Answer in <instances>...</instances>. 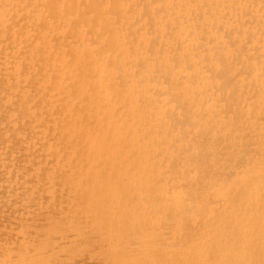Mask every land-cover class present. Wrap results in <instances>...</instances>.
<instances>
[{
	"label": "bare ground",
	"instance_id": "bare-ground-1",
	"mask_svg": "<svg viewBox=\"0 0 264 264\" xmlns=\"http://www.w3.org/2000/svg\"><path fill=\"white\" fill-rule=\"evenodd\" d=\"M12 147L32 151L24 158ZM38 147L54 151L52 159L66 161L71 155L77 162L75 171L59 172V182L74 183L79 179L84 183L83 178H88L114 182L116 186L117 180L122 181L118 188L109 187L115 195L130 198H122L127 204L137 199L134 207L123 202V211L119 208L122 201L117 206L119 214L125 215L120 219L125 229L136 218L137 223L140 220L139 224H144L145 232L141 227L140 234L139 228L132 229L136 231H132L135 246L142 237L137 239V235L151 232L145 225L156 226L152 227L154 231L170 229V234L163 233L167 237L182 231L178 238L171 237L176 240H161L166 236H160L163 244H157L155 232L147 235L156 237L150 240L152 244L147 237L141 238L150 249L140 250L147 254L148 249L154 251L145 254L147 259L153 253V257L159 256L153 258L157 264H161V257L173 259L175 254L185 260V254L194 249L193 255L189 252L190 259L186 258L187 264H264V0H0V181L17 182L30 176L29 171L38 170L31 176H38L40 181L48 179L52 185L49 179L55 180L53 173H39L49 156H44L45 148L42 151ZM10 148L12 154L7 155ZM37 150L42 151L41 160L44 156L45 161L40 160L41 156L36 160L40 153ZM31 156L33 162L31 158L32 163L26 161L31 168L23 170L21 163ZM39 160L43 163L36 170ZM17 165L23 169L19 167L21 172L15 173ZM125 182L129 185L126 188L122 185ZM24 185L21 187L26 190ZM16 192L17 189L13 194L19 195ZM138 201L141 203L136 206ZM220 206L229 216L226 218L228 214L224 212L221 216L226 219L219 217L218 221L215 213L218 215ZM117 208L114 204L107 209L112 214ZM58 209L43 213L40 208L41 214L37 209L38 220L33 226L20 221L24 226L15 229L10 223L13 237L6 238L4 234L3 241L6 227L2 224L5 232L1 233L0 246L4 248L6 239L12 238L14 243H6V248L12 250L4 248L0 264H14L15 257L22 258V254L32 259L33 254L35 258L47 251L48 246L55 247L44 235L49 232L60 240L59 233L49 231L50 223L45 222L57 220L54 214L58 216ZM0 219L2 223V215ZM42 226H47L46 231ZM63 229L71 232V228ZM213 231L220 232L215 235ZM107 232L96 231L99 237ZM112 232L109 230L108 235L115 236ZM206 232L222 235V241L212 236L208 241V235L207 239L202 236ZM78 233L75 237L81 235ZM114 236L111 237L116 240ZM66 237L63 238L67 240L70 235ZM128 237L126 240L131 242ZM214 238L220 245L212 242ZM126 240L118 244L125 245ZM18 241L25 243L20 249L15 248L21 246ZM143 243L137 248L144 247ZM210 243L218 244L222 253ZM135 246L131 245L134 251ZM127 247L124 251L122 246L117 247L122 251L116 249L114 262L111 257L98 262L121 264L130 250ZM13 249L14 254L18 250L17 254ZM138 251L135 253H141ZM140 253L135 256L141 261L145 256ZM41 257L37 259L44 260ZM62 258L60 264H64ZM177 258L173 263L180 264ZM30 261L33 259L25 263Z\"/></svg>",
	"mask_w": 264,
	"mask_h": 264
},
{
	"label": "rangeland",
	"instance_id": "rangeland-1",
	"mask_svg": "<svg viewBox=\"0 0 264 264\" xmlns=\"http://www.w3.org/2000/svg\"><path fill=\"white\" fill-rule=\"evenodd\" d=\"M36 144H37V141H36ZM40 144V143H39ZM38 146V145H37ZM46 149V151H44L45 153H44V156H49V158H50V162H49V158H48V163H50V165H48V163H47V161H45L44 160V156H43V160L47 163H43V162H41V161H43V160H41L42 159V154L43 153H41L43 150H45ZM44 148H41V147H38V149L39 150H42V151H39V150H37L38 151V153H39V156H38V153L36 154V156H35V154H34V156H31V157H28V159L26 158V160L24 159L23 160V162L24 163H21V165H23L24 164V169H23V167H21V166H19L20 168H22L23 170H26V167L27 168H29L28 166H29V164H27V166H26V161L28 160V162H31L32 161V157H34V161H35V158H36V160H38V158H40V156H41V158H40V160H39V162H38V164L40 165V162L41 163H43V165H44V167H42V168H40L41 167V165L39 166V167H37L36 166V168H35V165L34 166H32L33 167V169L35 168L36 170L37 169H39L40 168V170L42 169V171H39V173H40V175H41V173L44 171V173L43 174H45V172H51L50 174H54V179L55 180H53V179H49V181H51L52 183V185H49L48 183H50V182H48V179H46V180H39L38 179V176H36L35 174V176L37 177V179L35 180L34 178H36L35 176H31L33 173H36L37 171H35V170H33V172L32 171H29V170H27V171H29V174H31L30 176L29 175H26V176H28V177H26V179L25 178H21L20 180H18L17 182H22V183H17L16 181H13V183H14V185H13V183H12V181H8L7 183H4V182H1L0 181V183H1V185H2V183H4L2 186L0 185V217H1V215H2V219H4V221L1 223V221H0V226L2 225V224H4L5 223V225H2V227L3 228H5V230H6V233H3V232H5V231H2L3 230V228L2 227H0V228H2V229H0L1 230V232H0V237H1V233H3V238H2V240L1 241H3V239L5 238L4 237V234H6L7 236H6V238H9V237H13V231L11 230V229H9V228H12L13 227V225H14V227H15V229H16V227H20V226H24V225H27V226H33L34 224H35V222L38 220L37 218H36V216H35V214H38V212L41 214L42 212L39 210L40 208H41V210H42V208L44 209L43 210V213L45 212L46 213V210L48 211V212H51L50 210L51 209H53V210H55V209H57V208H60V209H58V216H56V214H54V216H55V218L57 217V220L59 219V222L57 223V220H49V221H47V222H45L47 225H49V223H50V226H48V227H50V228H48V230L49 231H51L50 229H52V230H54L55 232H58L59 234V236L58 235H56V236H58V238L60 239V240H56V239H54V237H53V235H51V233L49 234V232L47 233V234H45L44 236H47L48 237V239H49V243L52 245V243L53 244H55V247L52 245V247H54V249H52V247L51 246H48V249H47V251L45 250L43 253H38V254H36V256H37V258H40L42 255H43V258H44V260H41L40 261V259H37L36 258V256H35V258H34V255L35 254H33V261L31 262H29L30 264H32L33 262H35V263H33V264H40V262H41V264H54V263H57L58 264V262H59V264H60V261H62L61 260V258L62 257H64V258H66V259H63V262H64V264L66 263V264H88L89 263V261H90V263L89 264H100L99 262H102L103 263V260H105V257L106 258H108L109 257V259H110V257H111V259L110 260H113V258H115L116 259V257H114V256H116V254H114V252L116 251L117 252V250H120V249H118L119 247H121L122 246V250L124 251L125 249V247H127V246H129V249L131 250H129L128 249V247H127V249L130 251V253L132 252V250L134 249V247H131V245L132 246H135V240H134V238H132V236L134 237L135 235H133L134 233V231L136 230V228L138 229L139 227H141V230L144 228L143 226H144V224H143V226H142V224L140 225L139 223H140V220H138L139 221V223H137L136 221H137V218L136 219H134V220H136V221H134V220H132V221H134L133 223H131V224H127L126 226H127V228L125 229V227H124V225L122 224V222H120L121 220L120 219H122L123 218V216H125V215H123L124 213L123 212H121V214H122V216H121V214H119L120 213V211L122 210L121 208L124 206V205H126L127 203L126 202H124L125 201V199L126 198H124V197H120L118 194L117 195H115V193L112 191V188L113 187H116V188H118V187H120L121 186V182L119 181V180H117L116 181V183H117V185H119L118 187H117V185L116 186H114L115 184H114V182H104V180L102 181V182H100L101 180H91L90 179V181H89V179L87 178V179H85V178H83V180H84V183H83V181L82 180H73V182L74 183H72V181H70L69 182V180H67V181H64V182H59L60 180L58 179V177L59 176H61V175H59V172L61 171L62 172V174H63V172L65 171V172H68L69 170H71L72 169V171H75V169H76V165H75V163H77L76 161L74 162V160L72 159V156L70 155V153L68 152V154L71 156V159L73 160H71V161H69L70 160V156H67V155H64V156H67V159H66V161H64V159H62V160H60V158L58 157V159H52V157L54 156H52V153L54 154V151L51 153V155H50V153L48 152V150H47V147H44ZM12 149H16V148H13L12 147ZM12 149L10 148V152H8L7 151V155H9V153H11V151H12ZM14 150H13V156H14ZM26 150V151H25ZM25 150H23V151H20V150H15V152L17 151H20V153L19 154H21V155H23L22 157H24L25 158V156H26V154H30L31 153V151H32V149L30 148V149H25ZM28 152V153H27ZM26 153V154H25ZM12 154V153H11ZM45 154H47V155H45ZM1 155V154H0ZM25 155V156H24ZM12 156V155H11ZM30 158H31V161H29L30 160ZM64 158H66V157H64ZM68 158H69V160H68ZM20 159H21V157H20ZM262 159H264V158H262ZM52 160H54L55 161V163H56V165H54L55 166V168H54V166H53V161ZM60 160V161H59ZM56 161H58V162H62V163H60V165H58L57 164V162ZM63 161L64 162H66V164L65 163H63ZM33 162V161H32ZM31 162V163H32ZM36 162V161H35ZM34 162V163H35ZM67 162H71V163H67ZM30 163V164H31ZM54 163V164H55ZM8 164V163H7ZM48 165V166H46V165ZM64 164L66 165V166H64ZM68 164V165H67ZM70 164V165H69ZM72 164L75 166V168H74V166H72ZM20 165V164H19ZM31 165H33V164H31ZM64 166V167H61L60 168V166ZM59 166V167H58ZM68 166V167H67ZM70 166V167H69ZM17 167H18V165H17ZM17 168V171L16 170H13V171H15V173L16 172H18V170L20 171V168ZM49 167V168H48ZM67 167V168H66ZM31 168V167H30ZM29 168V169H30ZM46 168V169H45ZM52 168V169H51ZM59 170H58V169ZM62 168H64V169H62ZM66 168V169H65ZM0 169H1V167H0ZM44 169V170H43ZM56 169V170H55ZM3 170V169H2ZM8 170H10V168L8 169ZM8 170H7V172H8ZM23 170H22V172H23ZM32 170V169H31ZM46 170V171H45ZM48 170V171H47ZM50 170H52V171H50ZM55 170V171H54ZM68 170V171H67ZM12 171V172H13ZM27 171H24L25 173H27L28 174V172ZM21 172V171H20ZM19 172V173H20ZM58 172V173H57ZM60 172V173H61ZM25 173L23 174V177H25ZM38 173V174H39ZM21 174V173H20ZM19 174V175H20ZM37 174V173H36ZM46 174H48V173H46ZM56 174H57V176H56ZM59 175V176H58ZM8 177V176H7ZM30 177V178H29ZM32 177H33V179H32ZM42 177L44 178L45 176L44 175H42ZM5 178V177H4ZM40 178H41V176H40ZM42 178V179H43ZM46 178V177H45ZM23 179V181H21ZM27 179H29V180H27ZM56 179H57V181H58V183L57 182H55L56 181ZM24 180L26 181V183H27V185L25 186L24 184H26L25 182H24ZM32 182H31V181ZM85 180L87 181V182H85ZM33 181L35 182V183H33ZM47 183H46V182ZM75 181H77V182H75ZM12 184H11V183ZM38 182H40V184L38 183ZM46 183V184H44V183ZM78 182H80V183H78ZM28 183H29V185H28ZM31 183H33V184H31ZM36 183H38V184H36ZM56 183V184H55ZM63 183V184H62ZM109 183H111L110 185H109ZM113 183V184H112ZM6 184V185H5ZM20 184V185H19ZM37 186H36V185ZM62 184V185H61ZM15 185H17V186H15ZM23 185H24V188L27 190H24V189H22V187H23ZM40 187H39V186ZM58 185H60V186H58ZM108 185V186H107ZM112 185H113V187H112ZM122 185H124L123 187H125L126 188V186H129L128 185V183H122ZM4 186H6V187H4ZM12 186H14L15 187V189L12 187ZM20 188H19V187ZM22 186V187H21ZM28 186V187H27ZM32 188H30V187ZM109 186H111V187H109ZM9 187V190L7 189ZM10 187H12L15 191H16V189H17V191L18 192H16L15 194H19V195H17V196H15L14 194H13V192H14V190L11 188V192H10ZM109 187V188H108ZM28 188H30V190H28ZM36 188V189H35ZM105 188H107V190L105 189ZM128 188V187H127ZM13 190V191H12ZM108 190L110 191V193L108 192ZM22 191H23V193H22ZM25 191V192H24ZM41 191V192H40ZM45 191V192H44ZM2 192V193H1ZM27 192V193H26ZM113 194H112V193ZM21 193V194H20ZM6 194V195H5ZM122 198H123V200H122ZM128 200L130 199V198H127ZM126 199V200H127ZM136 198H134V200H133V203H132V201H130L127 205H131V204H134L133 205V207L135 206V203L137 202L136 200H135ZM131 200H132V198H131ZM63 201V202H62ZM119 201V202H118ZM122 201V202H121ZM134 201H136V202H134ZM225 201V200H224ZM224 201H221V203L223 202L224 204H225V202ZM65 202H67V203H65ZM111 202V203H110ZM118 202V204L116 205V203ZM121 202V203H120ZM125 203L124 205H122V203ZM61 204V206H60V204ZM64 203V204H63ZM108 203V204H107ZM119 203L121 204V207L119 206ZM140 203L141 202H139L138 201V204L136 205V206H139L140 205ZM220 203V204H221ZM106 204H107V207H106ZM112 204V205H111ZM115 204V207L117 208V206H119V208L121 209L119 212H118V208H117V211H116V213L115 212H112V214H110L111 212H109V209L110 208H112L113 207V205ZM71 206V207H75L76 206V208H71V207H69V206ZM223 205V204H222ZM226 205V204H225ZM225 205H223V207L225 206ZM22 206H25V208L23 207V209H22ZM69 208H68V207ZM64 207H65V209H64ZM104 209H103V208ZM109 207V209H107ZM125 207V206H124ZM219 207V206H218ZM222 206H220V208H218V215H219V213H220V215L218 216L216 213H215V215L219 218H221L222 217V219L221 220H223L226 216L228 217L229 216V212L228 211H223L222 210V208H223ZM10 208V209H9ZM47 208V209H46ZM38 209V210H37ZM46 209V210H45ZM67 209H68V211H67ZM124 209V208H123ZM219 209L221 210V211H219ZM224 209V208H223ZM38 212H37V211ZM60 210H62V211H60ZM102 210V211H101ZM15 212V211H20V212H15V214L14 215H11L10 214V212L12 213V212ZM34 211H36V212H34ZM65 211L67 212V213H65ZM108 211V213H106V212ZM123 211V210H122ZM13 212V213H14ZM31 212V213H30ZM32 212H34V213H32ZM64 212V213H63ZM104 214H103V213ZM224 212H226L228 215H226L225 214V217H224V215L223 216H221L222 214H224ZM9 214L8 215V218H7V214ZM12 213V214H13ZM19 213V214H18ZM51 213H53V211L51 212ZM102 213V217H101V214ZM114 213V214H113ZM4 214H6V216L4 215ZM71 214V215H70ZM117 214H118V216L119 217H117ZM62 215V216H61ZM106 215L108 216V217H106ZM111 215H114L113 217H114V219H113V217L111 216ZM201 216H203L202 214H200ZM214 215V216H215ZM5 216V217H4ZM54 216H51V217H53L54 218ZM69 216V217H68ZM71 216V217H70ZM75 217V219H74V217ZM104 216V217H103ZM212 216H213V214H212ZM213 216V217H214ZM215 216V217H216ZM61 217V218H60ZM66 217H68L67 219H68V222L66 221L67 219H66ZM126 217H127V215H126ZM226 217V218H227ZM7 218V219H6ZM76 218L79 220H76ZM106 220H105V219ZM115 218H117V219H115ZM220 218L218 219V221L220 220ZM225 218V219H226ZM17 219L19 220V221H17ZM26 219L27 220H29V221H27V223L29 224H25L26 222ZM37 219V220H36ZM71 219V220H70ZM73 219V220H72ZM111 219H112V221L113 222H111ZM125 219H127V218H125ZM125 219H123V220H125ZM139 219H143V218H139ZM16 220V223H18V224H16L15 225V221ZM64 220H65V222H64ZM122 220V221H123ZM20 221L24 224H22L21 225V223H20ZM72 221V223L70 224V222ZM74 221V222H73ZM106 221L107 222H109V224H107L106 223ZM114 221H116V222H114ZM33 224H32V223ZM61 222V223H60ZM64 222V223H63ZM75 222L77 223V224H75ZM118 222L120 223V224H118ZM142 222H144V220H142ZM13 223V225H11V224ZM43 224H44V222H42ZM55 223H57V224H55ZM67 223H69V227L68 226H66V225H68ZM82 223H84V224H82ZM145 223V222H144ZM8 224V225H7ZM66 224V225H65ZM74 224H75V226H74ZM80 224V225H79ZM82 224V225H81ZM99 224V225H98ZM114 226H112V225ZM121 224L123 225V226H121ZM133 224L135 225V226H133ZM45 225V224H44ZM58 225V227L60 226H62L61 228L63 229L64 227H67V228H71V232H69V230L68 231H66V232H69V233H66L65 232V229H63L64 230V232H65V235L63 234V230L59 227L58 229H57V227H55V226H57ZM63 225H65V226H63ZM100 225H101V227H100ZM108 225V226H107ZM111 225V226H110ZM120 225V226H119ZM130 225H131V227H130ZM140 225V226H139ZM9 226V227H8ZM12 226V227H11ZM82 226H84V227H82ZM87 226V227H86ZM98 226L100 227V229L98 228ZM113 227V228H110V227ZM120 227V230H117V229H119V227ZM133 226V227H132ZM147 228L148 227H150L149 229L151 230V232H155L154 234L153 233H147V235H151V234H153V235H155V234H157V235H155V236H153L152 235V237L151 236H147V235H144L143 236V234H145V233H141V235H137L136 233V235L138 236V238L137 237H135V238H137V239H139V236L143 239V240H146V239H148V243H150L151 242V244L152 243H154V242H152V241H150V240H152L153 238L155 239L156 238V240L155 241H158L159 240V242H157V244H163L161 241H160V239L162 238V237H164V236H166L165 238L166 239H164V238H162L161 240H167V238L169 239L168 241H171V239L172 240H176V239H173L175 236V238H178V236L182 233V231H179V234H176L175 232H174V234L173 235H170V236H168L167 237V235H168V233L170 232L169 230L170 229H166V231H168V232H165V230H163V229H158V228H156V231H154V229L152 228V227H156V226H148V225H145ZM45 227V228H44ZM42 226V229L43 230H45L46 231V227L47 226ZM75 228V227H77V229H78V227H79V229L77 230H75V229H73V228ZM106 227H108V229L110 230V232H111V230L113 231L112 233H116L115 234V236L112 234H110L111 236H114V239H116V240H113V237H111V236H109L108 234H109V230L108 229H106L105 230V228ZM123 227V228H122ZM129 227V228H128ZM8 228V229H7ZM41 228V227H40ZM82 228V229H81ZM86 228H89L88 230L86 229ZM102 228V229H101ZM104 228V229H103ZM135 228V230H132V229H134ZM152 228V229H151ZM95 229V230H94ZM122 229V230H121ZM125 229V230H124ZM129 229V230H128ZM159 231H163V232H159ZM219 229V228H218ZM9 230H11V232H9ZM86 230V231H85ZM102 231V232H105V231H108L107 233V235H103L104 237H99L98 235H97V233L99 232V231ZM104 230V231H103ZM116 230V231H115ZM128 230V231H127ZM131 230V231H130ZM171 230H173V229H171ZM8 231V232H7ZM16 231V230H15ZM39 229L36 231L37 232V234H39ZM72 231H73V233H72ZM81 231V232H80ZM96 231H97V233H96ZM128 233H127V232ZM133 231V232H132ZM143 232H145V229H143L142 230ZM142 231H140V228H139V233L138 234H140V232H142ZM146 231H147V229H146ZM173 231H176L177 233H178V230L177 229H174ZM222 231V230H221ZM224 231V230H223ZM44 232V231H43ZM61 232H62V234H61ZM79 232V233H78ZM87 232H90V233H88L87 234ZM92 232H95V233H93L92 234ZM119 232V233H118ZM121 232V233H120ZM122 232H123V234H122ZM126 232V233H125ZM136 232V231H135ZM138 232V231H137ZM148 232H149V230H148ZM157 232V233H156ZM214 233L216 232V234L215 235H218L219 234V232L220 231H213ZM213 232L210 234L209 232H208V234H207V232H206V234H203L202 236H205L206 235V239H207V235H208V241L210 240V236H212L211 238H213V237H216V238H218V240L219 241H222V238H223V236H222V238H221V236L219 235L218 237L217 236H213ZM218 232V233H217ZM42 233V232H41ZM77 233L78 234H80L81 233V235L83 236V238L81 237V235L79 236V237H75L76 235H77ZM83 233V234H82ZM132 233V235H131V237H128V236H130L129 234H131ZM159 233V234H158ZM161 233V234H160ZM166 233L167 235H164V234ZM227 233H229V231H227ZM227 233H225V234H227ZM15 234V233H14ZM49 234V235H48ZM66 234L69 236L70 235V237L67 239V237H66ZM74 234V236H72ZM87 234V235H86ZM91 234V235H90ZM94 234H96V236L94 235ZM103 234H105V233H103ZM118 234H121V237H120V235H118ZM127 234V235H126ZM170 234V233H169ZM172 234V233H171ZM221 234V233H220ZM223 235H224V233H222ZM90 235V236H89ZM159 235V236H158ZM163 235V236H162ZM66 237V239L68 240H65V238H63V237ZM89 236V237H88ZM160 236H161V238H160ZM16 237H17V235H16ZM46 237V238H47ZM86 237V238H85ZM112 239H110V238ZM117 237V238H116ZM128 237L130 240H131V242H129V240L127 241L126 240V238ZM145 237H147L146 239H145ZM159 237V238H158ZM171 237H173V238H171ZM46 238H45V240H44V238L43 237H41L40 239H42L43 241H48V239L46 240ZM74 238H76L75 240L77 241H75L74 242ZM77 238H78V240H77ZM82 238V240H83V242L80 240ZM87 238H89V239H87ZM94 238H96V239H94ZM98 238V239H97ZM119 238H121L120 240H119ZM133 239V242L134 243H132V239ZM139 239V240H137V244H136V246H135V251L137 252L138 250L137 249H139V251H141V253H144V256H145V254H147L146 252H145V250L147 249V248H149L150 249V247H149V244L147 243V247H145L146 246V244L145 243H143V242H141V241H143L142 239ZM149 238H151V239H149ZM171 238V239H170ZM216 238H214V239H216ZM16 239V238H15ZM19 239V238H18ZM64 239V240H63ZM71 239V240H70ZM85 239H87V240H85ZM105 239V240H104ZM118 239V240H117ZM126 240L125 241V245H121V244H118V243H120L121 242V240L122 241H124V240ZM153 239V240H154ZM158 239V240H157ZM7 240V242L10 240V239H6ZM11 240H12V238H11ZM9 241V242H11V244L12 243H14V242H12V241ZM21 240V242L23 241L22 239H19V241ZM56 240V241H55ZM94 240H97L98 242H99V244L97 243V241L96 242H93ZM100 240H102L101 242H100ZM217 239L216 240H214L213 241V239H212V242H217L218 241ZM5 241V240H4ZM18 241V246H19V244L21 245V242H19ZM42 241V242H43ZM50 241H52V243L50 242ZM57 241H61V242H57ZM66 243H65V242ZM72 241V242H71ZM87 241V242H86ZM107 241V242H106ZM108 241L111 243V244H113V245H110V243L108 244ZM119 241V242H118ZM138 241L140 242L139 244H138ZM219 241H218V244H219ZM6 241H5V243H4V248H6V246L8 245V244H6L7 243ZM24 242V241H23ZM93 242V243H92ZM106 242V243H105ZM129 242V243H128ZM57 243H60L61 245L60 246H58L57 245ZM68 243V244H67ZM71 243V244H70ZM75 243H76V245H75ZM80 243H81V246H80ZM84 245H83V244ZM88 243V244H87ZM97 243V245H95V244ZM117 245H120V246H116L115 244ZM122 243V242H121ZM126 243H128V245L126 244ZM132 243V244H131ZM144 244V247H143V245H141L140 246V248H137V247H139V246H137V245H140V244ZM156 243V242H155ZM221 243V242H220ZM6 244V245H5ZM10 244V243H9ZM15 244H16V242H15ZM25 244V243H24ZM23 243H22V245L21 246H19V247H17V245H16V247H15V245L13 244V246L16 248V249H20V247L22 248V246L24 245ZM44 244V243H43ZM73 244L75 245V246H73ZM108 244V245H107ZM123 244H124V242H123ZM130 244V245H129ZM213 244V243H212ZM218 244H214L215 245V247L218 245ZM222 244V243H221ZM0 245H2V242L0 243ZM63 245H66L65 246V251L64 250H62L64 247H62ZM72 245V246H71ZM96 247H95V246ZM106 245H107V247L109 248V247H111V248H107L106 247ZM210 245H211V243H210ZM214 245H211V246H214ZM220 245V244H219ZM3 246V245H2ZM2 246H0V253H2V252H4V248L2 247ZM12 247V245H9V247ZM61 249V251H59V248ZM71 246V247H70ZM100 246V247H99ZM103 246V247H102ZM116 246V247H115ZM124 246V247H123ZM8 247V246H7ZM10 247V248H11ZM49 247H51V248H49ZM73 247H74V249H73ZM79 248V249H77L76 250V248ZM81 247V248H80ZM86 247V248H85ZM115 247V248H114ZM118 247V248H117ZM214 247V248H215ZM14 248V249H15ZM55 248H57V250L55 249ZM67 248V249H66ZM69 248V249H68ZM85 248V249H84ZM95 248V249H94ZM96 248H98V249H96ZM101 248L103 249V251L101 250ZM132 248V249H131ZM143 249V248H145V250H140V249ZM213 248V247H212ZM217 248V250L219 251V252H221V249H220V247H216ZM7 249V248H6ZM14 249H13V254H14ZM52 249V250H51ZM108 249V250H107ZM111 249V251H109ZM114 249V250H113ZM117 249V250H116ZM149 249L147 250V252H148V254L147 255H150L149 253L152 251V252H154L153 250H151L150 252H149ZM191 249V248H190ZM10 250H12V248L11 249H7V250H5V251H10ZM122 250H120V251H122ZM127 250V251H128ZM192 251L194 250V249H191ZM190 250V251H191ZM212 250V249H211ZM16 251H18V250H16ZM16 251H15V254H17L16 253ZM57 251H58V253H59V255H61L60 257L59 256H57L58 255V253H57ZM67 251V252H66ZM69 251H71L70 253H69ZM73 251V252H72ZM78 251V252H77ZM96 251V252H95ZM105 251H106V253H107V255H106V253H105ZM129 251L128 252H126L125 254V259L123 260V262L121 263V264H139V262H142V263H140V264H157V261H156V263H155V259H157V257H159V256H152L153 255V253L151 254V257L152 258H150V259H147V257L145 256V259H141V261L140 260H138L137 258H136V256H135V251L133 250V254L132 255H129ZM138 251V252H139ZM190 251H188L185 255H187V257L189 258V256H191L190 254H192L193 255V253H192V251H191V253L189 254V252ZM56 252V253H55ZM111 252H112V254H111ZM219 252H218V255H220L221 256V254H219ZM49 253V254H48ZM62 253V254H61ZM65 253V254H64ZM67 253H69V255L67 254ZM73 253V254H72ZM96 253V254H95ZM98 253V254H97ZM140 253V252H139ZM139 253H137L136 255L138 256V254ZM140 253V254H141ZM181 253H183V252H181ZM180 253V254H181ZM222 253V252H221ZM14 254V255H15ZM46 254H48V256L46 255ZM52 254V255H51ZM55 254V255H54ZM102 254V256H99V255H101ZM111 254V256H109ZM184 254V253H183ZM46 257H45V256ZM53 255H54V260L52 259V257H53ZM67 255V256H66ZM114 255V256H113ZM127 255H129V256H127ZM141 255H143V254H141ZM177 257L178 256H180V255H178V254H175ZM223 255V254H222ZM22 256V258L24 257V259H22V258H19L20 259V261H19V259L17 258V257H13L14 259H15V262H14V264L15 263H19V264H21L22 262H28L29 261V259L30 260H32L31 259V257L28 255V254H22V255H20V257ZM25 256H28L29 257V259H25ZM135 257L134 259L132 258V257ZM143 256V257H144ZM184 256V255H183ZM48 257H49V260L51 259L52 261H49V260H47L48 259ZM59 258V260H58V258ZM101 257H103V259H101ZM139 257V256H138ZM143 257H141V258H143ZM161 257V256H160ZM164 257V256H163ZM163 257H161V259H162V261H160L161 262V264L163 263V264H166L165 262L167 261L166 259H168L169 260V262L167 261V264H170V261H171V264L173 263V259L174 258H177V257H174L173 259H171L172 257H170V259L169 258H163ZM180 257H182V256H180ZM184 257H186V256H184ZM186 257V258H187ZM42 258V257H41ZM90 258H91V260H90ZM121 258V257H120ZM149 258V257H148ZM153 258H154V260H153ZM183 258V257H182ZM186 258H185V260H186ZM17 259H18V262H17ZM36 259H37V261H36ZM96 259V260H95ZM99 259V260H98ZM108 259V261H110ZM138 261H137V260ZM160 259V260H161ZM190 259V258H189ZM35 260V261H34ZM47 260V261H46ZM56 260V261H55ZM65 260V261H64ZM121 259H119V261H120ZM164 260H166V261H164ZM179 260V261H178ZM180 258H177V260L175 259V261L178 263V262H180ZM185 260H181V262H180V264H187L189 261H187L186 260V262L185 263H183ZM99 261V262H98ZM116 261V260H115ZM183 261V262H182ZM21 262V263H20ZM62 262V263H63ZM87 262V263H86ZM111 262V261H110ZM113 262H114V260H113ZM154 262V263H153ZM24 263H22V264H24ZM29 263H25V264H29ZM101 263V264H102ZM175 263V262H174ZM173 263V264H174ZM158 264H160L159 262H158ZM176 264V263H175Z\"/></svg>",
	"mask_w": 264,
	"mask_h": 264
}]
</instances>
